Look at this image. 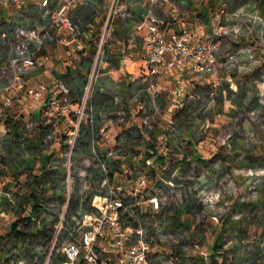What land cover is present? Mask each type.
I'll return each instance as SVG.
<instances>
[{
    "label": "rangeland",
    "instance_id": "1",
    "mask_svg": "<svg viewBox=\"0 0 264 264\" xmlns=\"http://www.w3.org/2000/svg\"><path fill=\"white\" fill-rule=\"evenodd\" d=\"M22 25L25 29L37 26L36 23ZM225 26L227 34L216 52L218 76L208 77L210 84L196 86L198 89L177 115L175 129L169 134L170 149L181 157L171 158L154 190L166 196L164 213L157 218L156 226L154 219L142 216L141 223L152 246L159 243L171 247L178 257L187 258V252H196L192 238L203 228L210 232L209 264H264V0H230ZM10 28L0 25L1 47L8 45L1 40L18 38L16 30ZM4 31L6 38L2 36ZM73 119L71 116L60 121L61 131L47 137L44 146H32V153L53 149L59 156L62 151L64 158L68 151L67 131ZM83 123L76 147L66 234L56 243L52 254L55 224L67 204L63 179L54 170L45 173L44 182L52 180L41 188L44 200L40 210L31 222H22L32 235L26 240H16L8 234L9 225L29 215L28 205L19 197L27 192L21 182L12 180L10 172L4 175L0 193L11 191L13 195L11 202L7 196H0V264H46L47 261L61 264V248L65 240L73 238L71 232L75 231L76 220L91 211H101L108 198L116 197L109 186L110 180L104 184L105 173L92 154L89 122ZM0 149L2 162L9 164L16 159L8 140ZM112 175L110 171L109 176ZM207 193L213 201L218 194L225 197L229 207L219 209L218 205L199 201ZM12 201H16L15 205ZM35 221H42V226ZM194 221L198 226L192 230L190 225ZM155 230L160 236H155ZM163 238L165 241H160ZM192 258L194 264H205L197 255ZM155 262L160 260L156 258ZM178 264L187 263L180 259Z\"/></svg>",
    "mask_w": 264,
    "mask_h": 264
},
{
    "label": "built area",
    "instance_id": "2",
    "mask_svg": "<svg viewBox=\"0 0 264 264\" xmlns=\"http://www.w3.org/2000/svg\"><path fill=\"white\" fill-rule=\"evenodd\" d=\"M31 1L32 5L37 6L44 14L50 15L52 27L73 28L70 13L76 8L79 0ZM150 1L160 4L168 3L176 10L171 0ZM214 1L216 2V10L213 14L211 31L204 40L196 44L189 43V34L186 29L182 33H168L164 22L153 17L143 18L135 24L134 29L136 31L140 29L147 31L145 55L151 87L154 86L153 81L159 67L179 68L189 64L192 72L198 76H204L216 70V52L220 48L225 34H227L225 18L230 0ZM21 2L22 0L0 1V25L8 28L14 26L10 29L16 30L18 35L15 40L13 38L9 40L7 31L2 33V36L7 38L1 40V43L6 42L8 45L0 46V56L2 53L7 54V64L4 67L0 66V70L10 71L11 76L6 86L7 91L3 101L0 103V114H3L12 103L11 91L23 90L34 103L42 106L43 122L52 127V134L61 131L60 121L69 120L71 116L74 117L73 125L67 131L68 151L63 160V186L67 191V204L55 224L51 254L56 243L66 234L69 200L74 187L76 147L84 125L83 122H89L92 154L97 158L101 171L105 173L104 182L110 180L109 186L116 193V197L108 198L101 211H91L90 214L76 220L75 231L71 232L73 238L65 240L61 248V264H178L180 259L187 264H194L191 260H193L192 257L196 256V253H193L192 250L186 253L187 258H183L182 256L178 257L171 247H163L159 243L152 246L147 239L146 228L141 223L142 216L147 219H154L156 226L158 224L157 218L164 213L166 196H162L154 190L158 188L162 174L171 161L170 153L173 150L169 147L168 134L173 132L175 128H169L168 134L164 133L154 145L147 147V157L138 168H135L131 162L122 163L114 160L113 154L115 152L112 148L109 150L97 149L98 138L107 135L111 130V125L109 121L101 125L95 122L91 111V101L96 89L103 90L99 78L103 69L107 67L105 51L113 36L117 18L124 17L127 13L125 1L109 0L106 16L95 40L93 62L83 95L76 105L72 101L69 87L61 79H55L50 85L38 82L30 86L25 83L24 77H29L38 68L36 52L44 47L46 36L39 32L37 26L25 29V26L19 21V17L23 16L19 11L10 17L3 16L2 12L5 5ZM10 29L9 31H11ZM44 94H46V99H42ZM112 114L120 122L127 121L130 116L128 109L120 105L115 107ZM148 129L150 130L152 127L148 126ZM52 134L49 137H52ZM110 171L113 172L112 177L109 176ZM152 173H155L153 179L150 177ZM106 182L104 184H107ZM86 184L89 186L87 182ZM227 186L230 191L236 194L230 184ZM208 195L207 193V196L201 197L199 201L218 205L219 209L229 207L228 200L225 197H220V194L216 196V201L208 198ZM74 218L76 219V216ZM183 220L186 221V219ZM35 222L40 226L41 222ZM197 226L198 223L194 221L190 228L194 230ZM154 234L160 236L157 230ZM192 239L193 247L198 252V258L204 263L205 258L209 256V249L204 245L203 230L201 229L198 235ZM160 241L164 242L165 238ZM171 245H173L172 242ZM156 258L160 262H155ZM161 258L163 259L161 260ZM46 264H49V261Z\"/></svg>",
    "mask_w": 264,
    "mask_h": 264
},
{
    "label": "crops",
    "instance_id": "3",
    "mask_svg": "<svg viewBox=\"0 0 264 264\" xmlns=\"http://www.w3.org/2000/svg\"><path fill=\"white\" fill-rule=\"evenodd\" d=\"M124 1L127 13L124 17L117 18L114 24L113 36L105 51L107 67L103 69L99 78L103 90H99L98 95L91 101V111L98 125L107 121L111 125L110 132L98 138L97 149L112 148L115 152L114 160L122 163L131 162L138 168L147 157V147L154 145L160 136L168 134V129L175 126L177 115L193 97L195 90L198 89L196 86L210 84L211 80L208 77H217L218 71L216 69L204 76H198L192 72L189 64L179 68L159 67L155 76L158 81H153L154 86L151 87L145 55L147 31L146 29L136 31L134 26L143 18L153 17L164 22L168 33H182L186 29L189 43L196 44L204 40L211 31L216 2L171 0L175 5L174 10L168 3H152L150 0ZM108 4L109 0H79L76 8L70 13L73 20L72 29L52 27L50 15L44 14L41 9L32 5L31 0L5 5L3 16L10 17L19 11L23 14L21 18L19 17L21 23H36L39 32L46 36L44 47L36 52L38 68L29 77H24L25 83L30 86L38 82L50 85L55 79H61L71 87L72 95H76L85 77L84 74L88 75L91 69L97 30L101 28ZM57 60L66 62L61 64ZM6 64L7 54L2 53L0 66L4 67ZM0 76L2 103L11 73L0 70ZM205 79L206 82H203ZM10 94L13 97L12 103L3 114H0V147L8 140L10 151L14 152L16 159L9 164L2 162L1 159L4 157L0 149V186L4 185V175L10 172L13 175L12 180L15 183L21 182L23 190L27 192L24 194L28 196L31 188L38 187L41 190L45 183L50 184L52 179L49 178L46 182L43 180L48 171L54 170L55 175L64 178V174L60 172L64 158L62 151L59 156L53 149H42L37 155L32 153V146H44L53 129L43 122L42 106L34 103L25 91H11ZM42 99H46V94ZM73 103L76 105L78 101ZM118 105L129 111V119L125 122L117 121L112 114ZM183 121L185 122V119ZM148 126L152 129L149 130ZM59 145L61 146V143ZM8 149L4 147V150L9 152ZM178 156L181 157L176 151L170 153L171 158H179ZM36 175L37 178L34 177ZM154 176L155 173H152L151 179ZM1 194L7 196L8 201L13 195L11 191L9 193L4 191L0 196ZM19 197L23 200L21 195ZM12 202L15 205L16 201ZM26 205L30 215V204L25 202ZM1 216H4V213H1ZM201 226L203 227V224ZM202 230L204 245L209 249L210 232L207 229ZM193 253L198 256L197 251ZM209 260L210 257L205 258L204 263L209 264Z\"/></svg>",
    "mask_w": 264,
    "mask_h": 264
},
{
    "label": "trees",
    "instance_id": "4",
    "mask_svg": "<svg viewBox=\"0 0 264 264\" xmlns=\"http://www.w3.org/2000/svg\"><path fill=\"white\" fill-rule=\"evenodd\" d=\"M87 79H88V75L86 77H84L82 79V82L81 84L79 85V90L78 92L76 93V95H72V89L71 87H69L70 89V92H71V98H72V101L74 102H79L82 98V95H83V91H84V87L86 85V82H87ZM99 93V90L96 89V92L92 98V101L94 100L95 96L98 95ZM200 159V158H199ZM42 177V175H40ZM38 176V177H40ZM37 178V175L34 176ZM40 177V178H41ZM44 193L38 188V187H34V188H31L29 190V195H25L22 196L23 197V201L25 202H28V204H30V208H31V211H30V215H27L26 217H23V218H18L16 220H14L13 222H11V224L9 225V236L16 239V240H26L27 238H29L32 233L30 230H28L25 225L24 227L22 226V222L23 223H28L29 221L31 222L33 220V216L36 215V212H38L40 210V205L42 204V200H44ZM37 224V222H36ZM40 226H42V221H41V224ZM39 226V227H40ZM44 233H48L46 230H44ZM35 234V233H34Z\"/></svg>",
    "mask_w": 264,
    "mask_h": 264
}]
</instances>
